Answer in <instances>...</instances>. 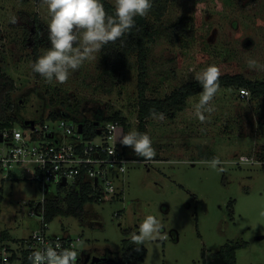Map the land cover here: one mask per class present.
Here are the masks:
<instances>
[{
  "label": "rangeland",
  "instance_id": "rangeland-1",
  "mask_svg": "<svg viewBox=\"0 0 264 264\" xmlns=\"http://www.w3.org/2000/svg\"><path fill=\"white\" fill-rule=\"evenodd\" d=\"M110 1L115 6V0ZM168 2L162 18L148 16L156 32L147 59L149 99H163L196 81L209 65H216L221 75L264 81V70H252L247 63L252 59L264 65V0ZM13 16L15 24L10 23ZM185 16L194 20L192 32L170 41L167 28ZM34 18L48 28L47 6H40L39 0H0V70L15 83L9 114L39 125L50 124L52 113L74 122H97L118 113L127 120L126 134L139 132L138 70L132 69L118 85L107 82L98 53L66 83H50L31 67L36 61L30 34ZM50 47V41L43 43L39 56ZM239 93L238 88H219L210 104L214 111L205 113L204 122L195 115L200 95L172 118H149L146 134L156 155L129 165L125 180L116 181L124 189L122 195L85 203L83 216H57L47 224V234L82 238L84 263L98 256L107 259L99 264H118L124 241L131 244V233L152 215L163 223L167 239L146 241L143 262L125 264H224L213 253L230 242L245 244L237 251V264H264V105ZM127 150L140 159L132 148ZM242 156L257 161L241 163ZM214 157L223 162V172L221 166L201 163ZM0 194V234L10 235L0 243L14 247L42 228V219L30 215L33 204L64 198L66 192L51 185L44 196L35 184L17 180L0 181Z\"/></svg>",
  "mask_w": 264,
  "mask_h": 264
},
{
  "label": "built area",
  "instance_id": "built-area-1",
  "mask_svg": "<svg viewBox=\"0 0 264 264\" xmlns=\"http://www.w3.org/2000/svg\"><path fill=\"white\" fill-rule=\"evenodd\" d=\"M239 96L250 98V92L241 88ZM47 123L24 127L0 128V181L24 180L35 184L45 196L51 185L73 189L83 186L91 188L94 202H104L122 195L116 181L125 180L128 167L140 160L125 152L117 140L125 130L118 122H108L96 127V136L86 138L80 133V123L68 118L48 119ZM73 122V123H71ZM253 157L242 156L241 163L254 164ZM65 186H61L63 182ZM46 198L36 202L30 210L31 216L42 219V228L27 239L15 243L0 244V264H31L28 257L33 251L57 243L62 248L78 252L77 264L83 262L80 243L82 238L50 236L45 222ZM14 243V242H12Z\"/></svg>",
  "mask_w": 264,
  "mask_h": 264
},
{
  "label": "clouds",
  "instance_id": "clouds-1",
  "mask_svg": "<svg viewBox=\"0 0 264 264\" xmlns=\"http://www.w3.org/2000/svg\"><path fill=\"white\" fill-rule=\"evenodd\" d=\"M154 0H115L114 15L106 13L101 0H39L40 6H47L50 16L48 23V39L51 47L44 52L32 65L34 73L44 77L48 82L64 84L71 73L80 69L87 60L97 59V54L109 43L129 33L135 27V17H146L153 8ZM17 17L10 18V23H17ZM123 41H121V46ZM248 67L252 70H264V65L249 59ZM220 69L209 65L195 76L202 86L199 101L195 104V115L204 122L205 113H212L210 106L220 84ZM154 118L163 121L164 113L151 112ZM117 140L126 147L133 149L137 157L151 161L155 155L152 141L146 133L131 131L120 133ZM212 168L221 166L223 162L214 157L202 161ZM221 172L225 169L221 166ZM167 239L163 223L155 216L148 215L140 223L138 232L131 233V243L140 246L149 240ZM31 264H77L78 252L72 248H62L59 243L42 247L28 257Z\"/></svg>",
  "mask_w": 264,
  "mask_h": 264
},
{
  "label": "trees",
  "instance_id": "trees-1",
  "mask_svg": "<svg viewBox=\"0 0 264 264\" xmlns=\"http://www.w3.org/2000/svg\"><path fill=\"white\" fill-rule=\"evenodd\" d=\"M191 1L197 4L204 0ZM101 3H103L107 14L114 15L115 6L110 0H101ZM168 4V0H154L153 8L146 17H135V27L129 33H126L123 37L117 40L115 44L109 43L101 51V56L104 62V76L102 77L103 80H107V82L110 81L112 84L118 85L119 82L124 79L132 69L136 68L139 72V133H147V121L149 118L153 117L151 115L153 110L156 113H164L165 116L167 115L168 117L172 118L178 112H181L186 108L188 100L191 97L200 95L202 92V86L197 81H194L173 90L170 95L163 99H149L146 95L147 86L145 79L148 71L147 59L149 55V45L150 43L154 42L156 35V32L151 31L152 28L148 16L152 15L157 18V20H159L167 12ZM193 28V18L185 16L183 19L175 22L167 28V30H169V40L172 41L173 36L187 37V34L192 32ZM31 30L33 32H30V34L35 40L33 45V53L35 54V59L37 60L40 57V46L43 43L49 41L48 28L44 27L38 18H34L31 20ZM121 41H123L122 46ZM219 84L220 88H238V90L245 88L250 92V99L261 100L264 105V81H252L245 78V76L241 74H227L220 75ZM14 88V81L5 76L0 70V128L14 127L19 123H22L21 126L26 128V121L21 122L20 119H16L9 114L13 109V103L10 94ZM63 104L68 109L71 107V105H68L65 102H63ZM60 118H68L75 121V119L70 117H57L55 113H52L49 119L57 120ZM34 122L37 124L38 121ZM76 122L84 126L83 132L86 138H92L96 136V127L108 122H118L125 130V133L127 130L126 118L120 116L118 113H114L112 116L97 122H91L85 119L80 122L76 120ZM96 123H98L97 126ZM124 150L126 153H129L126 146H124ZM143 159L144 158L140 157L139 160ZM59 189L65 191L66 195L64 198H55L52 200L46 199L44 224L52 222L53 219L59 215L83 216L81 212L82 206L85 203L95 201V196H90L92 193L90 187L83 186L70 190L59 187ZM0 198H2L1 194ZM232 219L234 218L232 217ZM9 238L10 235L8 232H2L0 234L1 241H6ZM243 246H245L244 243L230 242L217 252L213 253V256L219 257L224 264H237L236 254L237 251ZM146 255L147 250L145 249L144 245H141L140 250L136 251V246L132 243L128 244V241L125 240L124 250L120 256L118 264L131 263L135 261L143 262Z\"/></svg>",
  "mask_w": 264,
  "mask_h": 264
},
{
  "label": "water",
  "instance_id": "water-1",
  "mask_svg": "<svg viewBox=\"0 0 264 264\" xmlns=\"http://www.w3.org/2000/svg\"><path fill=\"white\" fill-rule=\"evenodd\" d=\"M247 44H250V42H248ZM25 125L26 126H28V125H30L32 128L34 127V125H35V122L34 121H28V122H26L25 123ZM98 125V123H96V126ZM83 125L82 124H80L79 125V130H80V133H82L83 132ZM66 185V182L64 181L62 184H61V186H65ZM107 259L106 258H101V257H98V256H93L92 258H91V260H90V264H99L100 262H102V261H106Z\"/></svg>",
  "mask_w": 264,
  "mask_h": 264
},
{
  "label": "crops",
  "instance_id": "crops-1",
  "mask_svg": "<svg viewBox=\"0 0 264 264\" xmlns=\"http://www.w3.org/2000/svg\"><path fill=\"white\" fill-rule=\"evenodd\" d=\"M1 241V240H0ZM0 244H2V243H0Z\"/></svg>",
  "mask_w": 264,
  "mask_h": 264
},
{
  "label": "flooded vegetation",
  "instance_id": "flooded-vegetation-1",
  "mask_svg": "<svg viewBox=\"0 0 264 264\" xmlns=\"http://www.w3.org/2000/svg\"><path fill=\"white\" fill-rule=\"evenodd\" d=\"M252 1V0H251ZM255 1V0H254Z\"/></svg>",
  "mask_w": 264,
  "mask_h": 264
}]
</instances>
